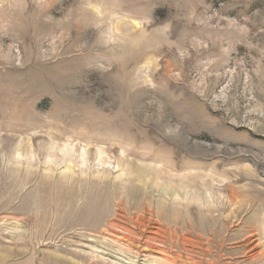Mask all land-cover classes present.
I'll use <instances>...</instances> for the list:
<instances>
[{
  "label": "rangeland",
  "instance_id": "obj_1",
  "mask_svg": "<svg viewBox=\"0 0 264 264\" xmlns=\"http://www.w3.org/2000/svg\"><path fill=\"white\" fill-rule=\"evenodd\" d=\"M0 264H264V0H0Z\"/></svg>",
  "mask_w": 264,
  "mask_h": 264
},
{
  "label": "bare ground",
  "instance_id": "obj_2",
  "mask_svg": "<svg viewBox=\"0 0 264 264\" xmlns=\"http://www.w3.org/2000/svg\"><path fill=\"white\" fill-rule=\"evenodd\" d=\"M127 242V241H126ZM170 260V259H169ZM134 262V261H133ZM169 262V261H168Z\"/></svg>",
  "mask_w": 264,
  "mask_h": 264
}]
</instances>
